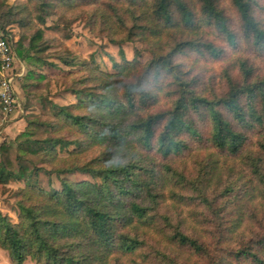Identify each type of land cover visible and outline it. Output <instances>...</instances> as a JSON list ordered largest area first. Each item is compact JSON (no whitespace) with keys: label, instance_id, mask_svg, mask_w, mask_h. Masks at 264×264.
<instances>
[{"label":"trees","instance_id":"obj_1","mask_svg":"<svg viewBox=\"0 0 264 264\" xmlns=\"http://www.w3.org/2000/svg\"><path fill=\"white\" fill-rule=\"evenodd\" d=\"M229 2L235 20L223 0H0L22 90L49 109L0 145V185L23 184L18 222L0 211L12 264H264V142L247 149L264 134V0ZM51 17L85 19L121 62L78 61ZM136 42L145 65L122 49ZM51 58L80 67L56 78L75 103L49 100Z\"/></svg>","mask_w":264,"mask_h":264},{"label":"rangeland","instance_id":"obj_2","mask_svg":"<svg viewBox=\"0 0 264 264\" xmlns=\"http://www.w3.org/2000/svg\"><path fill=\"white\" fill-rule=\"evenodd\" d=\"M16 0H8L9 4H13ZM223 5L227 9L229 15L233 16L234 20L235 14L231 9V4L229 0H223ZM258 14L262 22L264 23V13L258 10ZM49 33L56 36L61 40L67 47V49L76 56L80 62H90L94 61L99 65V67L104 71H113V61L121 62L120 48L116 45L109 43L108 39L105 37H97L94 34L90 33L86 28V22L84 20H79L70 25L69 28L66 27L64 21L58 20L57 17H51L47 20L46 25ZM9 35L8 37L16 42L20 36V29L17 25L9 27L6 31ZM122 49L125 52V56L128 60L137 59L142 65H145L150 59L151 55L143 46L139 43H126L122 46ZM54 52V50H52ZM16 73L21 74L16 79V90L17 97L19 101V109L14 115L5 116L2 112L0 106V145L5 142L14 141L19 134H21L26 128V121L28 117L34 115H42L49 113V109L44 108L42 101L38 97L30 96L27 97L22 90V84L27 77L30 66L16 57ZM254 63L264 69V61L261 59H253ZM51 62L57 64L60 68H52L46 66L41 72L48 75L50 78V87L47 89L49 100L58 105H69L76 102V99L73 95L64 93L60 89V85L56 83L57 76H64V73L68 72H77L80 67L68 68L61 64L57 59L51 58ZM218 67L215 66V70L218 71ZM63 72V73H62ZM249 144L247 149L258 150L257 144L259 141L264 142V134H253L249 133ZM67 178L73 181H82L90 179L86 175L76 174L67 176ZM40 182L45 188L52 187L59 189L60 181L59 179L52 175L42 172L40 176ZM23 187L21 183H10L8 185H0V211L9 216L15 223L18 222V216L16 213V204H15V193ZM172 204V202H168ZM186 219L188 218V208L183 207ZM0 264H12L9 253L3 250L0 247ZM25 264H36L32 260H28Z\"/></svg>","mask_w":264,"mask_h":264},{"label":"built area","instance_id":"obj_3","mask_svg":"<svg viewBox=\"0 0 264 264\" xmlns=\"http://www.w3.org/2000/svg\"><path fill=\"white\" fill-rule=\"evenodd\" d=\"M16 56L8 36L0 28V105L5 116L14 115L19 109L16 90Z\"/></svg>","mask_w":264,"mask_h":264}]
</instances>
